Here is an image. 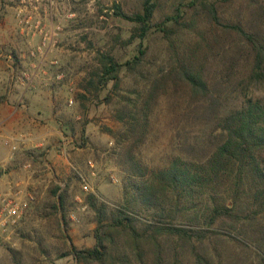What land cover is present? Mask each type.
Returning a JSON list of instances; mask_svg holds the SVG:
<instances>
[{
  "label": "rangeland",
  "instance_id": "374dc122",
  "mask_svg": "<svg viewBox=\"0 0 264 264\" xmlns=\"http://www.w3.org/2000/svg\"><path fill=\"white\" fill-rule=\"evenodd\" d=\"M197 1L158 0L141 39L140 25L116 8L134 16L143 0H0V92L46 93L60 122L59 138L38 150L25 151L23 134L0 136V159L12 162L4 172L29 177L25 189L16 179L0 188L20 190L26 202L20 221L0 231V264H76L72 248L95 244L91 204L104 206V223L124 211L137 226L194 227L221 196L206 188H155L154 176L176 160L203 161L221 139L218 117L248 99L264 100V84L247 78L252 48L231 27L262 28L264 0H205L218 21ZM176 8L184 13L172 25L166 18ZM140 51V63L127 66ZM112 63L116 72L106 76ZM182 64L207 82L206 93L174 75ZM139 126L143 140L134 146L129 130ZM142 184L156 189L155 205L140 200L135 188ZM210 230L216 235L200 242L161 236L166 264H262L254 247L262 244V225L228 222ZM194 251L204 256L200 262Z\"/></svg>",
  "mask_w": 264,
  "mask_h": 264
},
{
  "label": "trees",
  "instance_id": "16d2710c",
  "mask_svg": "<svg viewBox=\"0 0 264 264\" xmlns=\"http://www.w3.org/2000/svg\"><path fill=\"white\" fill-rule=\"evenodd\" d=\"M157 1L143 0L141 12L134 16L123 14L117 7L116 15L138 23L142 30L140 37L143 39L151 27ZM197 2L193 4L194 9L198 7V3L204 8L208 6L213 19L218 21L217 8L213 3L207 4L205 0ZM183 13L176 8L174 15L167 16L166 22L177 24ZM262 14H264V5H262ZM153 27L159 32H167L163 24H155ZM231 27L244 36L245 42L254 53L247 74L248 81L264 84V23L262 28L256 31H247L240 25ZM142 53L140 51V56L134 57L126 65L134 69L140 63ZM111 61L108 59L106 62ZM112 64L104 67L106 76L116 72L117 66ZM175 72L174 75L189 85L193 92L206 93L207 82L195 68L193 70L189 65L182 64ZM148 98L144 102L146 108H148V100L153 99L151 91ZM217 122L218 127L221 128V139L208 157L199 163L173 161L169 167L160 169L154 176L157 185L155 188L165 184L172 192L179 189L189 194L195 188H206L215 195L221 193L217 201L210 203L203 220L198 221L194 227L173 225L160 227L155 224L137 226L136 218L124 211H118L113 215L111 222L104 223L103 218L106 217L104 206L97 207L91 204L97 214L95 244L90 249L72 248L70 255L76 264H148L149 261L151 264H166L161 236L176 235L186 243H191L192 239L200 242L210 233L216 235V232L210 229L215 228L218 223L242 221L262 225V244L254 247L257 254H261L258 255L261 263L264 264V100L248 99L241 106L221 114ZM140 129L142 126H139L137 131L134 128L129 130L134 137V146L143 140ZM133 167L135 170V164ZM135 190L144 204H156L154 187L142 184L136 186ZM89 198L92 196L90 195ZM158 212L157 221L164 220L163 214ZM194 253L196 262L204 258L197 252Z\"/></svg>",
  "mask_w": 264,
  "mask_h": 264
},
{
  "label": "crops",
  "instance_id": "0c3cea01",
  "mask_svg": "<svg viewBox=\"0 0 264 264\" xmlns=\"http://www.w3.org/2000/svg\"><path fill=\"white\" fill-rule=\"evenodd\" d=\"M13 91L0 92V116H3L0 120V136L23 134L25 138L20 142H23L22 145L26 152L30 148L38 150L40 147L52 146L54 140L59 138L58 123L60 122L58 120L59 111L54 108L48 94L45 93L42 97L36 92L22 90L16 93ZM42 122L45 125H42ZM27 161H25L26 164ZM11 163L8 158L0 159V188L7 190L16 179L22 187L20 188L25 189L29 181L28 176L23 173L15 176L11 172H4V168ZM32 163L33 167H36V162L32 161ZM48 166L52 167L49 164Z\"/></svg>",
  "mask_w": 264,
  "mask_h": 264
},
{
  "label": "built area",
  "instance_id": "2783aa9c",
  "mask_svg": "<svg viewBox=\"0 0 264 264\" xmlns=\"http://www.w3.org/2000/svg\"><path fill=\"white\" fill-rule=\"evenodd\" d=\"M11 139L4 141L9 145ZM15 150V146L12 147ZM20 190L12 193L10 190L0 194V231H5L11 226H15L23 217L26 202L19 200Z\"/></svg>",
  "mask_w": 264,
  "mask_h": 264
}]
</instances>
